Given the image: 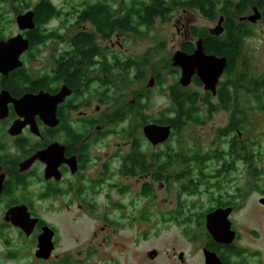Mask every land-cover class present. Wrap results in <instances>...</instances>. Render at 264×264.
Returning a JSON list of instances; mask_svg holds the SVG:
<instances>
[{
  "label": "flooded vegetation",
  "instance_id": "1",
  "mask_svg": "<svg viewBox=\"0 0 264 264\" xmlns=\"http://www.w3.org/2000/svg\"><path fill=\"white\" fill-rule=\"evenodd\" d=\"M105 1L115 21L119 0ZM254 1L240 19L253 7L260 18L239 20L251 28L243 38L252 35L254 24L264 26V0ZM72 2L26 0L21 13L33 12L34 27L10 35L0 12V40L21 34L28 41L13 61L16 67L0 70V264H131L133 248L124 262L102 252L103 245L123 254L134 244V225L152 221L180 227L188 243H200L194 255L174 250L173 264H205L206 250L220 264H264L263 227L243 229L255 216L264 226V153L246 134L248 126H204L215 116L207 120L228 66L227 56L205 45L221 42L225 29L215 35L214 27L185 22L177 28L181 40L169 62H154L156 49H140L151 27L96 26L85 14L96 0ZM42 4L52 12L38 22L35 11ZM199 40L205 54L227 60L215 94L196 74L180 85L181 68L172 65L176 51L192 55ZM241 48L233 70L245 81ZM168 68L174 82L167 89ZM160 94H168L170 106L153 109ZM258 94L263 105L262 87ZM183 95L196 98L194 118L206 122L181 124ZM238 96L241 110L247 95L242 90ZM150 125L167 131L151 133ZM215 212L214 224L229 227L225 242L206 229L207 216ZM140 236L149 237V229ZM145 254L147 263L160 258L156 248Z\"/></svg>",
  "mask_w": 264,
  "mask_h": 264
},
{
  "label": "trees",
  "instance_id": "2",
  "mask_svg": "<svg viewBox=\"0 0 264 264\" xmlns=\"http://www.w3.org/2000/svg\"><path fill=\"white\" fill-rule=\"evenodd\" d=\"M26 0H0V5L10 3L14 6V12L19 14L24 11L28 4H23ZM254 0H119V10L116 20L113 17L109 3L105 0H96L91 3L87 9V16L96 26L106 25L116 26L118 28L129 29L136 28L139 25L152 27L154 22L159 19L161 22H167L172 19L179 9H189L198 11L202 17L208 20H214L218 16L224 17L223 26L225 29V37L221 42L211 41L205 46L207 51L218 55H225L228 58V66L226 70V80L220 82L218 97L215 104L209 108L210 117L214 116L218 111L229 113V122L226 126H241L245 120L247 112L253 110L251 101L258 102L257 108L264 109V104H260L261 96L258 94L260 88L264 90V78L258 80L253 74L247 70L244 79L242 75H236L235 69L236 54L238 44L241 43L242 37L251 34V28L239 19L250 9L249 6L255 5ZM52 10L47 4L39 5L36 8L35 16L37 21L41 22L51 14ZM241 29H247L240 35ZM237 30V32H236ZM247 65V63H246ZM246 86H245V84ZM244 91L250 99L246 102L244 108L240 110L238 92ZM184 103L179 114L181 124L186 121H194L202 124L206 121L194 118L195 97L183 95ZM252 99V100H251ZM205 101H207L205 99Z\"/></svg>",
  "mask_w": 264,
  "mask_h": 264
},
{
  "label": "rangeland",
  "instance_id": "3",
  "mask_svg": "<svg viewBox=\"0 0 264 264\" xmlns=\"http://www.w3.org/2000/svg\"><path fill=\"white\" fill-rule=\"evenodd\" d=\"M32 3L34 0H29ZM66 0H52L55 4L61 5ZM80 0H73L72 3H77ZM89 1V0H88ZM237 1V0H233ZM71 3V4H72ZM0 12H3L2 17H4V24L6 26L5 34L10 35L16 32L17 25L15 23L14 16V6L10 3L1 4ZM251 13V10H249ZM219 16L214 20H208L201 16V14L196 10H186L185 12L182 10H177L172 19L167 22H161L157 19L154 22V25L146 30L147 38L141 42L140 49L143 47L149 46L150 48L156 49L157 54L153 58V61H165L169 62L172 53L179 47V43L181 40V36L177 33V28L180 27L183 23L188 22L191 25L198 28H213L217 25V21ZM177 21L181 22L177 24ZM263 27V29H262ZM262 30V31H261ZM261 31V32H260ZM252 35L247 38L241 39L242 45V57L246 60L247 70H250L252 74L256 76H264V26L260 24L253 25ZM263 32V33H262ZM161 43H164V49H160ZM134 44L132 42H126V47L134 48ZM170 69H166L165 71V82L167 89L170 85L173 84L174 79L169 73ZM138 84L132 86V88H128V90L136 89ZM191 89H195L194 86H190ZM126 90V89H125ZM155 97V94L152 95ZM246 101L250 100L248 97L244 98ZM252 100V99H251ZM244 102V100H242ZM241 101V104H242ZM253 105V110L247 112L246 121L242 126H248L246 134L256 140V144L258 145L256 148L262 150L264 153V109L259 110L257 108L258 102L251 101ZM152 108H163L170 106V100L168 98V94H160L156 96V99L151 102ZM229 115L222 111L215 114L214 118L211 121H207V124L204 126H226L228 124ZM188 126H196V125H188ZM207 128V129H208ZM205 132V137L207 138V132ZM264 157V156H263ZM262 170H264V158L262 161ZM245 180L249 181V176H245ZM250 182V181H249ZM247 202L251 205L248 207L249 209L254 206V195L251 196ZM258 217H254L253 220H245L243 224L244 232L249 231V229L262 228V234L264 235V226L259 227V222L257 221ZM154 221L150 223H136L134 225L135 231V241L133 245L128 244L126 251L121 254V249H117V253L114 250L112 244L103 245L106 246L103 248V251L106 255L111 256L113 258L120 257V261H129V250L133 248V259L131 260V264H173L171 254L174 250H182L185 252L194 255L200 243L190 244L188 243L187 238H185L182 234L181 228L173 225L163 226H155ZM149 229V237L145 239L141 238V232ZM119 237L125 238V234L123 232H119ZM121 241L118 242L120 245ZM156 248V250L160 251L159 262L147 263L145 252L149 249ZM116 249V248H115ZM264 253V247H263ZM197 254H195L196 256ZM264 255V254H263ZM130 262V261H129Z\"/></svg>",
  "mask_w": 264,
  "mask_h": 264
},
{
  "label": "water",
  "instance_id": "4",
  "mask_svg": "<svg viewBox=\"0 0 264 264\" xmlns=\"http://www.w3.org/2000/svg\"><path fill=\"white\" fill-rule=\"evenodd\" d=\"M33 12L26 11L24 13H19L15 16V23L17 25V29L25 30V29H33L34 21H33ZM258 18H260V13L258 12L256 7L252 8V14H250L246 19L252 23H255ZM239 19V20H241ZM224 17L219 16L217 21V25L212 30V34L220 35L224 31L223 21ZM28 45V41L25 40L21 34L15 35V37H10L7 40H0V53L6 51L7 53H15V56H8L7 60L3 59L0 56V70L2 72H7L12 69L17 64L13 61H17L19 53H21L24 49H26ZM202 41L199 40L196 44V49L191 54L184 53L182 51H176L172 58V65L179 66L181 68V75L179 78L180 85L187 86L191 82V78L194 74L200 79L203 83L204 88L206 90H210L212 94L216 93V86L219 81L220 76L223 74V70L226 68L227 60L226 57H219L214 54H205L203 51ZM151 133L154 131H161V133L165 134L167 131L166 127L158 128L154 125H150ZM148 130V128H147ZM261 202L264 203V198L261 199ZM217 218L216 212L211 213L207 216V224L206 229L215 239L218 241H226L227 229L228 225H215L214 220ZM205 264H220L219 260L215 254L210 253L209 251H205Z\"/></svg>",
  "mask_w": 264,
  "mask_h": 264
}]
</instances>
